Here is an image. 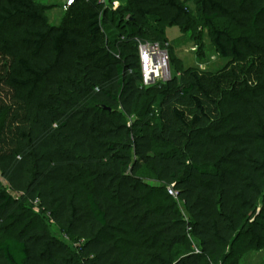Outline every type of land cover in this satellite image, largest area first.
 I'll list each match as a JSON object with an SVG mask.
<instances>
[{
    "label": "trees",
    "instance_id": "trees-1",
    "mask_svg": "<svg viewBox=\"0 0 264 264\" xmlns=\"http://www.w3.org/2000/svg\"><path fill=\"white\" fill-rule=\"evenodd\" d=\"M182 1L133 0L125 19L89 0L84 37L37 0H0V223L17 234L0 236V264H236L264 250V0H197L229 64L145 88L135 40L192 27ZM150 177L188 221L175 200L152 204Z\"/></svg>",
    "mask_w": 264,
    "mask_h": 264
},
{
    "label": "rangeland",
    "instance_id": "rangeland-1",
    "mask_svg": "<svg viewBox=\"0 0 264 264\" xmlns=\"http://www.w3.org/2000/svg\"><path fill=\"white\" fill-rule=\"evenodd\" d=\"M88 1L89 0H77L75 5L67 10L65 9L67 0H37V4L43 9L50 26H66L79 31L82 36L87 37L89 14L92 13ZM99 5L101 13L105 11H122L125 12L124 17L127 19L130 14L126 10L133 5V0H100ZM181 5L189 11L193 20V26L185 30H181L179 27H170L166 29L165 38L168 44L172 46V49L169 51V56L172 61L171 69L173 75L180 76V70L182 71L189 68L211 73L223 70L229 64V60L220 58L211 45L208 37V30L205 28L202 21L197 0H183ZM221 24L227 27L233 34L240 35L244 33V30L237 29L225 22H221ZM100 44L101 40L97 41L96 44L88 40L86 50L93 51L95 47ZM1 63L3 66H7L8 61H1ZM21 95L25 97L26 93L22 92ZM0 182H4L1 174ZM146 182L156 189L162 187L159 198L153 199V205L158 204V202L164 199L169 202L175 200L170 196L168 187L164 188V185L159 184L154 177L148 178ZM169 197L173 198V200ZM33 212L39 213V208L35 207ZM45 225L53 235L61 236L59 230L55 228L52 223L47 221ZM16 235V233H14V235L11 233L10 226L5 222L0 223V236ZM234 262L236 264H264V250L261 251L250 248L243 251V249H239L238 255L233 260V263Z\"/></svg>",
    "mask_w": 264,
    "mask_h": 264
},
{
    "label": "built area",
    "instance_id": "built-area-1",
    "mask_svg": "<svg viewBox=\"0 0 264 264\" xmlns=\"http://www.w3.org/2000/svg\"><path fill=\"white\" fill-rule=\"evenodd\" d=\"M76 2L77 0H67L65 9L67 10L72 8ZM135 42L138 49L142 85L145 88H148L158 84L170 82L173 79V73L169 56V44L156 41L152 42L143 39H136ZM130 73H132V71H130ZM168 192L170 196L178 202L185 220L188 221L189 218L184 212L179 201L178 192L174 187H168ZM189 231H191V227L189 228ZM193 249L196 254H201V250L195 242L193 243Z\"/></svg>",
    "mask_w": 264,
    "mask_h": 264
}]
</instances>
